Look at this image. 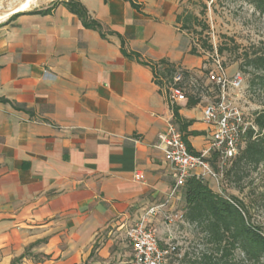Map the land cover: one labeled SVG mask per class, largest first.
Segmentation results:
<instances>
[{
	"label": "crops",
	"instance_id": "obj_1",
	"mask_svg": "<svg viewBox=\"0 0 264 264\" xmlns=\"http://www.w3.org/2000/svg\"><path fill=\"white\" fill-rule=\"evenodd\" d=\"M68 1L0 0V264H125L110 256L113 244L128 249L129 264L126 228L172 185L154 148L175 124L172 109L191 123L195 152L210 137L205 99L171 107L150 65L126 57L201 76L205 59L190 54L176 19L190 0H138L139 10L74 0L104 37ZM183 207L179 195L171 209ZM154 225L161 244L166 231Z\"/></svg>",
	"mask_w": 264,
	"mask_h": 264
},
{
	"label": "built area",
	"instance_id": "obj_2",
	"mask_svg": "<svg viewBox=\"0 0 264 264\" xmlns=\"http://www.w3.org/2000/svg\"><path fill=\"white\" fill-rule=\"evenodd\" d=\"M211 57L213 63H207L205 54L199 77L181 66H175L169 78L154 77L156 83H161L159 87L171 107L187 102L190 97L205 99L202 121L210 129V137L206 148L196 155L188 150L175 124L169 123L167 130L158 135L154 148L162 153L171 168L172 185L163 202L145 209L126 228L124 239L131 250L129 264H180L184 253L176 242L175 232L178 224L188 225L183 212L171 209L172 202L190 176L215 178L217 173L210 159L215 155L217 172H222L244 146L246 131H256L252 115L234 102L238 95L233 93L246 89L244 75L241 72L228 74L216 50ZM135 178L142 179V176L136 173ZM156 219L161 220L166 231L162 245L154 225Z\"/></svg>",
	"mask_w": 264,
	"mask_h": 264
},
{
	"label": "trees",
	"instance_id": "obj_3",
	"mask_svg": "<svg viewBox=\"0 0 264 264\" xmlns=\"http://www.w3.org/2000/svg\"><path fill=\"white\" fill-rule=\"evenodd\" d=\"M124 1L128 2L132 8L140 9L138 0ZM244 1L250 4L258 14L264 15V0ZM65 5L82 21L86 28L98 31L104 37L101 25L89 19L86 9L79 2L71 0ZM184 15L180 14L176 18L181 31H189L190 28L198 25L195 16ZM203 47H206L205 44ZM208 48L210 51L213 50L211 46ZM222 51L223 49L219 48L218 52ZM190 54L198 56L195 48L190 49ZM126 57L136 59L139 64L150 65L155 76L162 78H169L177 66L165 60H160L157 64H147L141 62L137 54H126ZM243 61L241 67L249 68L253 75L248 82L250 91L259 90L264 95V50L250 55L246 54ZM157 66L160 68L157 69ZM157 84L161 85L160 82ZM200 101V97H190L187 106L194 107ZM172 111L174 123L182 134L188 150L197 155L198 153L186 140V130L191 123L185 122L179 117L177 107H174ZM251 115L256 131L252 129L246 131L243 136L244 146L232 160L226 175L240 168L256 170L260 166L264 167V109ZM191 135L197 134L192 132ZM215 160L214 155L210 162L212 168L217 171ZM180 195L184 204V222L195 228L196 232L201 235L202 243L201 249L185 252L180 264H264V233L261 228L251 224L249 211L240 200L236 197H224L214 192L204 178L195 175L186 180ZM236 252L241 255V260L235 259ZM22 258L23 256L14 260L12 264Z\"/></svg>",
	"mask_w": 264,
	"mask_h": 264
},
{
	"label": "rangeland",
	"instance_id": "obj_4",
	"mask_svg": "<svg viewBox=\"0 0 264 264\" xmlns=\"http://www.w3.org/2000/svg\"><path fill=\"white\" fill-rule=\"evenodd\" d=\"M180 14H191L197 18L198 25L182 31L190 49L195 48L198 56L205 57L206 54V62L210 64L216 50L228 74L244 73L246 89L233 93L238 95L234 102L248 114L264 109V95L259 90L251 92L248 87L253 77L251 70L241 67L246 54L264 50V15L258 14L244 0H190ZM210 46L212 51L208 48ZM219 48L223 49L221 53ZM230 167L231 164L222 172L216 171L215 178L205 181L214 192L240 200L249 211L251 224L264 233V167L256 170L240 168L226 175ZM175 236L183 253L202 248L201 235L194 227L178 224ZM109 253L111 257L115 254V258L118 256L124 260L125 264L128 262V249L121 245H111ZM241 258L236 252L235 259ZM110 264H116V261H110Z\"/></svg>",
	"mask_w": 264,
	"mask_h": 264
},
{
	"label": "bare ground",
	"instance_id": "obj_5",
	"mask_svg": "<svg viewBox=\"0 0 264 264\" xmlns=\"http://www.w3.org/2000/svg\"><path fill=\"white\" fill-rule=\"evenodd\" d=\"M27 7H28L27 4H22V5L18 8V10L23 11V10H25Z\"/></svg>",
	"mask_w": 264,
	"mask_h": 264
}]
</instances>
